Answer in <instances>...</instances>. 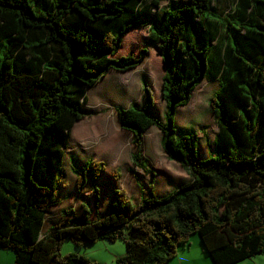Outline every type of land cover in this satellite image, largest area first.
Segmentation results:
<instances>
[{
  "label": "trees",
  "instance_id": "obj_1",
  "mask_svg": "<svg viewBox=\"0 0 264 264\" xmlns=\"http://www.w3.org/2000/svg\"><path fill=\"white\" fill-rule=\"evenodd\" d=\"M219 1L0 0V248L14 251V264H99L78 252L62 256L68 238L77 248L121 239L126 253L116 264H167L194 234L213 264L264 255V0H230L226 9ZM137 27L161 50L167 110L164 120L153 113L145 84L144 106L117 114L133 134V164L151 174L149 196L134 205L115 189L105 215L100 198L95 219L83 201L80 214L65 210L43 233L63 201L65 150L87 115L88 89L146 59L147 48L117 56ZM203 80L219 82L210 100L218 131L215 155L200 158L198 133L180 134L175 116ZM152 127L191 176L162 197L143 154ZM105 168L89 159L75 169L78 194Z\"/></svg>",
  "mask_w": 264,
  "mask_h": 264
},
{
  "label": "rangeland",
  "instance_id": "obj_2",
  "mask_svg": "<svg viewBox=\"0 0 264 264\" xmlns=\"http://www.w3.org/2000/svg\"><path fill=\"white\" fill-rule=\"evenodd\" d=\"M229 1L220 0L219 5L225 8L228 6ZM148 34V30L144 28L137 27L131 30L124 38L123 47L117 56L132 54L137 57L141 49L147 48L148 50L149 45L146 44ZM151 66L152 64L143 62L138 67L133 68V70L123 73L112 70L105 76L104 80L101 79L97 85L88 89V102L83 105V110L87 115L74 126L69 147L65 150L64 187L60 194L63 202L48 214L45 228L51 225L53 221L58 222L63 216L64 210H74V214L81 213L83 201L88 204L90 210L92 209L91 213L93 214H90V217L94 219L96 215L94 210L96 198L101 196L103 199V205L101 198L98 205L100 210L104 211L108 198L113 194L111 186L115 180L113 178L114 174L116 176L117 173L120 175L117 178V180H120L117 185L122 187L120 190L125 191L129 198L133 186H135V189L137 186L139 192L144 190L147 192L150 186L147 187L145 182L149 179V182L152 181L151 174L133 164L131 158V153L134 150L132 144L133 136L130 132L121 128L117 109L120 107L127 108L132 103L139 106L145 103L144 85L147 84L154 98L156 112L165 114L167 105L162 92L166 70H164L163 63L160 66H155V69H152ZM142 78L145 80L144 82L142 80L143 87L140 84V79ZM218 89L219 82L203 80L195 90L189 105L178 111L177 124L182 127L185 126L183 128L178 126V132L180 134L185 133L186 130L184 131V129L187 128L190 132L198 133L200 137L198 155L200 158L207 157V153L208 155L209 153L215 155L213 147L218 126L210 100ZM156 129L151 130L150 133L148 132L149 135L146 134L143 154L156 172L155 177H153L154 188L157 187L156 183L159 182V178L163 179V181L158 183V192L157 189H155V192L157 194H166L171 192L178 182L180 186L187 184L183 183V181L188 180L189 176L178 162L168 157L162 146L161 132ZM89 157L96 162L105 163L106 168L96 184L91 181L87 183L81 196L77 191L75 169H81L84 160ZM129 168L132 170L130 171ZM137 173L141 178L138 184L135 185L133 174ZM168 176L174 177L175 181L171 178L166 187ZM95 186L98 187L97 192L94 190ZM137 195L138 192L136 190V197ZM132 203L136 205L135 202L132 201ZM125 250V243L121 239L115 242L100 240L96 244L77 248L68 238L62 244L60 253L62 256H66L75 251L85 255L94 262L98 260L104 262V264H116L115 258L117 257L115 256L123 254ZM14 259V251L0 248V264H14Z\"/></svg>",
  "mask_w": 264,
  "mask_h": 264
},
{
  "label": "crops",
  "instance_id": "obj_3",
  "mask_svg": "<svg viewBox=\"0 0 264 264\" xmlns=\"http://www.w3.org/2000/svg\"><path fill=\"white\" fill-rule=\"evenodd\" d=\"M164 5H166L165 3L163 4V6ZM144 29H146V30H148L146 27H144ZM123 44H124V41H123ZM156 47H157V50H156ZM161 60V61H160ZM144 63L145 64H152V69H155V66H160V64H162L163 63V67H164V70H166V67H165V64H164V62H163V59H162V55H161V50H160V48H159V46L158 45H149L148 46V54H147V56H146V59L144 60ZM133 70V69H132ZM123 73V72H122ZM105 78V77H104ZM104 78H102L103 80H104ZM142 80H143V78L142 79H140V84H141V86H142ZM145 80H143V82H144ZM143 87V86H142ZM195 92V91H194ZM194 92H193V94H194ZM193 94H192V98H193ZM192 98H191V100H192ZM190 100V101H191ZM190 103V102H189ZM144 104L145 103H143L142 105H137V104H131L130 106H137V107H143L144 106ZM189 105V104H188ZM188 105H186V106H188ZM186 106H181V107H179L178 108V110H177V113H176V116H175V123H176V126L178 127H182V126H180V125H178L177 124V115H178V111L181 109V108H183V107H186ZM167 110V109H166ZM153 113L155 112L157 115H158V117L160 118V119H162V120H164V116H165V114L163 113V114H159L158 112H156V107L154 106L153 107ZM166 113V112H165ZM85 118V117H84ZM82 120V119H81ZM80 120V121H81ZM78 123V122H77ZM183 127H185V126H183ZM182 127V128H183ZM156 128V127H155ZM155 128L154 127H152L151 129H149L146 133H145V135H144V138H145V136H146V134H148V132L150 133V131L151 130H155ZM187 129V128H186ZM156 130H159L158 128L156 129ZM126 131V130H125ZM160 131V130H159ZM127 132H129V131H127ZM161 132V131H160ZM131 133V132H130ZM132 134V133H131ZM149 135V134H148ZM132 136H133V134H132ZM161 136H162V132H161ZM162 138H163V136H162ZM132 140H133V138H132ZM162 146H163V144H162ZM133 147H134V145H133ZM134 150H135V147H134ZM134 150L132 151V153L134 152ZM132 153H131V158H132ZM209 155H208V153H207V157H208ZM89 159H91L90 157L87 159V160H84V164L83 165H85L87 162H88V160ZM69 160H70V158H69ZM64 165H65V162H64ZM182 167V166H181ZM129 170L131 171L132 169H130L129 168ZM186 171V170H185ZM186 173L188 174V172L186 171ZM127 174H129V173H127ZM188 180H186V181H183V183H188L190 180H191V176L188 174ZM160 177V176H159ZM140 175L137 173V174H133V180L135 181V185L136 184H138V181H140ZM173 179L174 180V177H171V176H168V179H167V183H166V187H167V184L169 183V181H170V179ZM150 180V179H149ZM149 180H147L145 183L147 184V187H149V184H150V182H149ZM142 181V180H141ZM161 181H163V179H160L159 178V182H161ZM175 181V180H174ZM117 182L119 183L120 182V180L118 179H115L114 180V183H113V185L111 186L112 187V189H113V191L115 190V189H122V187H118V185H117ZM159 182H157L156 183V186L157 187H155L154 188V186H153V190H154V194L156 195V197H162V196H167V195H169L170 193H172L173 191H175L176 189H178V187L180 186V184H179V182H178V184H177V186L171 191V192H169V193H166V194H157L156 192H155V189H157V192H158V190H159V187H158V183ZM179 185V186H178ZM149 189V188H148ZM148 189H147V192L144 190L143 192L141 191V192H139V190H138V187L136 186V189H135V186H133L132 188H131V193L129 194L130 195V198L132 199V201L133 202H135L136 204H139L140 202H142L143 201V199L144 198H146V197H148L149 196V191H148ZM136 190H137V192H138V195H137V197H136ZM167 190V189H166ZM62 191V190H61ZM168 191V190H167ZM130 192V191H129ZM165 192V191H164ZM163 192V193H164ZM62 198V197H61ZM99 198H101V196L99 197ZM136 199H138V200H136ZM101 200H102V205H103V199L101 198ZM113 201V196L111 195V197L110 198H108V202H107V204H106V208H105V210L104 211H101L100 210V207H99V205H98V210H99V213H100V215L101 216H103V215H105L106 213H107V211H108V208H109V204L111 203ZM63 202V201H62ZM62 204V203H61ZM61 204H59L58 206H60ZM58 206H55V207H53V208H51L50 209V211L48 212V214L54 209V208H56V207H58ZM65 211V210H64ZM91 211H92V209H91ZM78 214H80V212L78 213ZM91 214H93V213H91ZM48 216V215H47ZM95 218H96V215H95ZM94 218V219H95ZM59 221V220H58ZM55 223H57V221H53L52 222V224L51 225H49V226H47L46 228H45V225H44V228H43V233H46L49 229H50V227L53 225V224H55ZM45 224H47V218H46V222H45ZM96 244V243H95ZM91 245H93V244H91ZM87 246H90V245H87ZM75 252V251H74ZM125 253H126V250H125V252H123V254H117L115 257H119V256H123V255H125ZM116 259V258H115ZM258 260V261H257ZM95 262H97V263H99V264H104V262H100V261H98V260H95ZM114 263V262H113ZM167 264H213V262H212V259H211V257L208 255V253L205 251V249H204V247H203V245H202V241H201V238H200V236H198V234L197 235H193L192 237H191V239H190V242L188 243V244H186V245H183V246H179V248H178V251H177V254H176V256L174 257V258H172L170 261H168L167 262ZM234 264H264V255H257V256H255V257H252V258H248V259H245V260H242V261H240V262H237V263H234Z\"/></svg>",
  "mask_w": 264,
  "mask_h": 264
}]
</instances>
